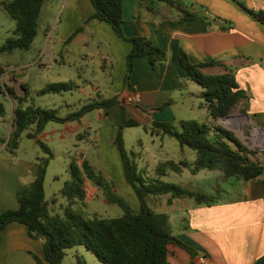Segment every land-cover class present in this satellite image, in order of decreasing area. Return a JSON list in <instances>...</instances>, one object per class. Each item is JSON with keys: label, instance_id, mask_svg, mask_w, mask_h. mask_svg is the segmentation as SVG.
<instances>
[{"label": "trees", "instance_id": "16d2710c", "mask_svg": "<svg viewBox=\"0 0 264 264\" xmlns=\"http://www.w3.org/2000/svg\"><path fill=\"white\" fill-rule=\"evenodd\" d=\"M45 0H6L3 8L15 21L16 28L13 36L6 40L1 48L2 52L15 50L28 51L31 49L38 32L41 12ZM94 13L86 20L91 22H106L114 30L119 39L131 46L127 56V75L125 84L130 88V74L134 60L137 57H147L153 68L157 69L170 60L169 52L165 51L156 41L144 36H127L124 31V2L125 0H90ZM165 1L172 4L170 0ZM248 10L254 17L264 23V12L247 8L242 0H232ZM184 19H204L196 14H185ZM84 27H79L70 37L71 40ZM181 65L186 69L191 79L203 88V98L209 116L216 124L201 122L195 119L182 120L179 128L173 122L152 121L142 124L127 115L125 106L120 107V122L114 133V145L118 149L124 176L133 188L138 201L139 211H135L130 201L117 193L115 186L106 179L102 171H97L87 159L81 160L82 170L75 162L70 167L72 181L65 184L61 194L67 198L69 204L64 215H53L49 211V201L45 195L46 169L52 158L49 147L38 139L49 122H66L80 120L85 114L95 110H108L120 103V96L103 99L100 103L88 104L80 110L62 118L54 110H47L28 100L27 90L24 96L16 93L11 87L4 85L11 99L18 102L12 113V122L6 149L14 153L19 147L22 135L33 125L34 132L27 134L28 138L37 139L49 157L40 159L37 163V175L30 183L26 193L18 194L19 206L14 210H5L0 214V238L2 231L13 222H19L28 229L32 239L41 241L43 256L31 253L37 264H63L67 250L77 246H84L92 252L102 264H171L169 261L170 247L173 245L186 249L192 256L196 251L185 245L172 233L169 216L156 212L148 201L151 196L170 194L172 198H192L198 205H213L217 202L215 196L184 188L180 185L165 182L161 179L145 181L140 174L136 162L129 155L124 141L123 130L126 127L142 126L153 136H168L176 139L182 147H188L196 152L193 162L182 160L175 162L167 160L160 162L156 172L159 176L167 173H182L189 170L196 174L200 171H219L225 180L231 178L251 181L264 174V164L253 160L250 156L257 155L249 149L232 130L225 128L217 121L231 114L239 102L247 98L246 92L240 88L235 70L228 68L224 74H206L203 69L220 66L221 60L206 58L199 63H191L187 53L183 50L179 54ZM72 89L69 83H50L39 93L61 92ZM169 102L159 108L164 110ZM6 115V108L0 99V116ZM86 135L81 134L82 140ZM90 180L105 192L108 203L119 205L123 214L115 218H103L98 215L85 214L88 208L89 191L86 181ZM56 202V199L53 200ZM79 209L75 212L73 208ZM194 264V263H189Z\"/></svg>", "mask_w": 264, "mask_h": 264}, {"label": "crops", "instance_id": "0c3cea01", "mask_svg": "<svg viewBox=\"0 0 264 264\" xmlns=\"http://www.w3.org/2000/svg\"><path fill=\"white\" fill-rule=\"evenodd\" d=\"M3 1L6 0H0V5ZM170 1L172 4L152 0L124 2L123 26L126 35L148 37L170 54L169 62L158 71L151 67L147 57L135 58L130 88L122 90L138 107L134 110L140 112L142 107L144 114L165 113L178 123L200 119L201 122L213 124L202 87H198L201 90L198 91V99H193L195 93L190 87L192 83H198L191 79L189 72L181 65L179 54L183 50L193 64L203 62L206 58L222 61L220 66L203 69L206 74H224L228 68L235 70L236 80L247 98L237 106L241 108L242 114H232V120L236 124L240 123L241 118L244 122L249 120L264 130V23L231 0ZM242 1L248 9L264 12V0ZM65 9L69 29L66 31L68 36L61 37V41L67 43L73 31L84 25V31L77 38L88 40L93 32L104 31L109 34L116 49L122 47L121 61L124 66L127 65L131 48L128 42L120 41L113 28L105 25L108 24L106 22L85 24L94 13L90 0H72L69 5H65ZM188 13L208 19H184ZM175 93H182V97L175 98ZM167 102L170 105L159 111L158 108ZM176 106L183 107L186 112L176 116L171 111ZM126 109L128 113L129 107ZM220 120L217 122L220 123ZM147 121L148 124L152 122L151 119ZM255 133L264 134L259 129ZM182 160L185 159L178 162ZM260 162L264 164V157ZM20 166H23L22 171ZM20 166L13 183L6 179L4 159L0 163V213L18 208V194L28 192L30 183L37 175V163H21ZM26 170L33 174V178L22 184L21 178L28 175ZM203 171L193 174L184 170L179 174L196 176ZM171 174L169 172L164 176ZM218 178L230 181L225 180L222 174ZM179 185L193 189L189 184L184 186L181 182ZM195 191L213 195L217 202L213 205H198L192 198H172L170 194L154 196L152 199L157 211L169 216L173 235L196 251V255L192 256L186 249L173 245L170 247V263L196 264L198 256L204 255L210 264H264V174L251 181L235 179L227 190L210 187ZM220 191L234 193V196L217 197L215 193ZM31 253L43 256L41 241L32 239L25 225L10 223L1 233L0 264H37Z\"/></svg>", "mask_w": 264, "mask_h": 264}, {"label": "rangeland", "instance_id": "374dc122", "mask_svg": "<svg viewBox=\"0 0 264 264\" xmlns=\"http://www.w3.org/2000/svg\"><path fill=\"white\" fill-rule=\"evenodd\" d=\"M70 1L45 0L37 36L31 49L12 52H2L1 48L5 45L6 40L13 36L16 23L0 5V99L6 108V115L0 116V163L4 159L6 179L15 183L17 168L21 163L35 164L39 163L40 159L49 157L38 144L37 139L27 137L29 132L35 131V125L22 135L19 147L13 154L7 151L4 144L10 135L12 113L14 108L18 106V102L10 98L5 84L21 96L26 93L23 88L25 87L28 95L25 106L33 103L43 109L54 110L57 116L62 118L80 110L83 106L100 103L103 99H110L119 95L120 103L109 109L108 115H104L106 111L100 108L85 114L80 120L49 122L44 131L38 135V139L45 143L52 153V158L46 169L45 195L46 200L49 201L50 213L63 216L69 202L61 194V190L66 183L72 181L71 164L75 162L82 172L83 178H86L82 170L81 160L87 159L97 171H102L106 179L115 186L117 193L126 197L132 208L138 211V198L130 184L124 181L121 156L113 143L114 133L120 122V107L122 105L128 106V117L134 118L142 124H146L147 119L162 121V118L167 120L166 122H173L177 128H179V123L169 119L165 113L161 115L158 113L156 115H152L153 113L144 114L142 107H140V112L134 110L138 107L134 106L135 103L125 96L126 92L122 91L123 88L128 89L125 84L128 69L127 65L124 66L121 61L123 49L122 47L116 49L117 46L113 44L109 34L104 31L93 32V30L88 29V31L93 32L88 40L77 38L83 30L68 40L67 43L61 41V37L68 36L66 33L69 29L68 13L67 9L64 10V8L66 4H70ZM105 25L111 29L109 24ZM82 27L85 29L86 26ZM77 29L73 31L72 35ZM49 43L51 44L49 45ZM163 65L153 69L155 71L161 70ZM132 74L133 70L130 74L129 83ZM50 83H69L72 85V89L40 94L39 92ZM198 87L201 86L194 83L190 87V90L195 93L193 99H198V91H201ZM181 94L175 93L174 96L181 98ZM181 108L183 107L176 106L171 111L176 116H180L186 112L184 108ZM231 114H242L241 108L237 107ZM242 120V118L239 120V124L234 123L233 120H220L218 123L224 122L234 127L235 133L242 142L249 149L257 152V155L250 157L260 161L264 157V134H257L255 130L259 129L263 133L264 130L251 124L249 120L247 122ZM213 124H216V121H213ZM81 134L86 135L82 140L79 139ZM123 136L126 149L136 162L145 181L161 179L177 185L182 182L184 186L189 184L190 188H193L192 190L201 191L203 188L210 187H220L227 190L231 182L235 181L234 178H231L229 182L222 181L218 178L221 175L219 171L206 170L196 176L189 174L181 176L172 173L161 177L156 172L160 162L167 160L178 162L180 159L191 162L196 159V152L188 147H182L174 138L163 135L153 136L150 132L145 131L142 126L126 127L123 130ZM260 152L262 155L259 154ZM22 170L23 166H20V171ZM26 171L28 175L21 178L22 184L33 178V174L29 170ZM86 186L90 198L85 214L87 213L89 216L98 215L103 218H115L123 214V209L119 205L107 202L105 192L95 186L92 181L87 180ZM215 195L220 196V198H232L234 193L220 191ZM153 197L149 198L148 203L153 210L158 212L152 204ZM54 199L56 202H53ZM73 210L79 212L76 207ZM63 264L102 263L84 246H77L67 250Z\"/></svg>", "mask_w": 264, "mask_h": 264}, {"label": "water", "instance_id": "95a60500", "mask_svg": "<svg viewBox=\"0 0 264 264\" xmlns=\"http://www.w3.org/2000/svg\"><path fill=\"white\" fill-rule=\"evenodd\" d=\"M233 118H234V116H233L232 114H229V115H227V116L221 118V120H222V121H226V120H232ZM221 123H222V122H221ZM222 125H223L225 128L229 129V130L235 131L233 127H231L230 125H228V124H226V123H224V122L222 123Z\"/></svg>", "mask_w": 264, "mask_h": 264}, {"label": "built area", "instance_id": "2783aa9c", "mask_svg": "<svg viewBox=\"0 0 264 264\" xmlns=\"http://www.w3.org/2000/svg\"><path fill=\"white\" fill-rule=\"evenodd\" d=\"M259 154L262 155L261 152ZM196 264H210V261H209V259L206 256L200 255L197 258Z\"/></svg>", "mask_w": 264, "mask_h": 264}]
</instances>
